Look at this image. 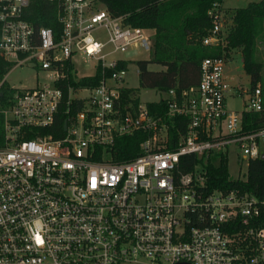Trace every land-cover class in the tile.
<instances>
[{
  "label": "built area",
  "instance_id": "1",
  "mask_svg": "<svg viewBox=\"0 0 264 264\" xmlns=\"http://www.w3.org/2000/svg\"><path fill=\"white\" fill-rule=\"evenodd\" d=\"M48 1L56 38L24 17L29 0H0V264H264V193L205 186L220 157L227 163L232 152L237 168L228 176L240 180L249 159H264V125H241L243 113L264 118L261 86L227 80L231 52L218 5L207 11L200 43L219 53L200 60L194 86L163 92L165 110L153 115L133 103L125 82L128 64L150 55L149 30L97 0ZM129 50L147 56H120ZM77 62L91 71L80 73ZM23 65L42 73L40 85L6 83ZM96 74V83H78ZM228 95L241 96L240 109L226 107ZM61 105L69 113L63 134H41ZM175 117L184 125L173 137ZM24 129L35 134L25 138ZM136 132L144 135L138 153L115 160V139Z\"/></svg>",
  "mask_w": 264,
  "mask_h": 264
},
{
  "label": "trees",
  "instance_id": "2",
  "mask_svg": "<svg viewBox=\"0 0 264 264\" xmlns=\"http://www.w3.org/2000/svg\"><path fill=\"white\" fill-rule=\"evenodd\" d=\"M106 7L112 16H123V21L132 26L152 30V49L147 59L136 61L138 69V87L128 93L134 97L138 89H154L165 92L173 88L176 92L196 84L199 74V62L205 56L218 54L219 49L201 45L200 39L207 33L210 17L207 11L217 4L219 9L222 0H97ZM221 10V9H220ZM32 25L49 27L54 38L58 35L59 24L55 18V3L48 0H29V7L24 15ZM264 18V0L249 1L242 7L222 13L227 48L231 52L239 49L243 71L249 77V85L260 82L264 104V80L261 77V62L254 56V39L256 21ZM148 64L161 66L160 69H149ZM98 74L78 79L79 84H94ZM128 91V90H127ZM126 94V92H125ZM6 95V85L1 87L0 101ZM137 103V99L133 100ZM149 113L160 115L165 110L162 100L146 102ZM69 113L61 105L50 126L40 130L41 134H50L57 138L63 134V121ZM177 119H180L177 121ZM184 118L175 117L168 128L170 136H176L182 130ZM243 130L255 129L264 125L262 113H243L241 116ZM23 137H32L34 130L24 129ZM144 138L140 132L115 139V160L132 158L138 153V143ZM3 142L2 115L0 114V145ZM189 158L191 156H188ZM188 167H181L187 171ZM206 189H234L247 192L257 198L264 193V159H249L245 178L232 179L228 176L227 163L222 157L207 167ZM260 222L264 225V210Z\"/></svg>",
  "mask_w": 264,
  "mask_h": 264
},
{
  "label": "rangeland",
  "instance_id": "3",
  "mask_svg": "<svg viewBox=\"0 0 264 264\" xmlns=\"http://www.w3.org/2000/svg\"><path fill=\"white\" fill-rule=\"evenodd\" d=\"M249 1H258V0H223L221 6V13L230 12L234 8L242 7L246 5ZM224 9V10H223ZM221 29L224 30V26L221 25ZM93 35L99 39L100 41H105L106 35L102 31V29H98L93 31ZM254 39V56L257 61L261 62V77L264 80V18L258 19L256 21V35ZM110 45H105L102 50V53H105L110 50ZM239 49H235L232 51V58L226 62L225 72L226 76L230 79L231 84L249 87V77L242 70V63L240 58ZM121 57L125 59H135V58H144L147 54L143 51L138 54L134 51H126L120 54ZM112 56H106L105 59L108 60ZM77 69L80 73L90 72L91 68L89 66H84L82 63H76ZM136 64L129 63L127 66V76L125 78V82L132 88L138 87V77L136 74ZM149 69H156V66H148ZM43 77L42 73H35L34 69L29 65L17 66L12 68L7 76L6 83L15 86L18 88H29L34 87L36 85H40L42 83ZM235 90V89H234ZM233 90V91H234ZM163 92L156 91L154 89H138L134 94L137 102L140 101L142 103H146L149 101H158L162 97H164ZM226 104L229 109H239L241 107V96H227ZM237 166L235 165V160L233 158L232 152L230 153L227 161V170L230 174H234Z\"/></svg>",
  "mask_w": 264,
  "mask_h": 264
},
{
  "label": "crops",
  "instance_id": "4",
  "mask_svg": "<svg viewBox=\"0 0 264 264\" xmlns=\"http://www.w3.org/2000/svg\"><path fill=\"white\" fill-rule=\"evenodd\" d=\"M222 2H223V0H222ZM222 2H221V4H220V7L222 6ZM224 10V9H223ZM223 13V12H222ZM149 30V32H150V34H152V30L151 29H148ZM238 49V48H237ZM235 49H233V50H231V53H230V55H229V57H228V59H227V61H229L232 57V51H234ZM238 51H240V50H238ZM240 58H241V54H240ZM147 59V58H146ZM226 61V62H227ZM148 66H156V69H154V70H157V69H160L161 68V66H159V65H156V64H148ZM226 66V65H225ZM137 69V68H136ZM243 70V69H242ZM224 74H225V76H226V72H225V67H224ZM246 74V73H245ZM226 78H227V80L229 81V83L231 84V82H230V79L226 76ZM260 83V82H259ZM233 85V84H232ZM238 85V84H237ZM250 86V85H249ZM228 96H231V95H228ZM226 99H227V97H226ZM225 102H226V100H225ZM226 107H227V104H226ZM228 108V107H227ZM229 109V108H228ZM240 109V108H239ZM236 110H238V109H236Z\"/></svg>",
  "mask_w": 264,
  "mask_h": 264
},
{
  "label": "water",
  "instance_id": "5",
  "mask_svg": "<svg viewBox=\"0 0 264 264\" xmlns=\"http://www.w3.org/2000/svg\"><path fill=\"white\" fill-rule=\"evenodd\" d=\"M63 129H65V122L63 123Z\"/></svg>",
  "mask_w": 264,
  "mask_h": 264
}]
</instances>
